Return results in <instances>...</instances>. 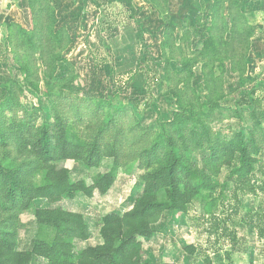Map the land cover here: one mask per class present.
<instances>
[{"label":"rangeland","instance_id":"rangeland-1","mask_svg":"<svg viewBox=\"0 0 264 264\" xmlns=\"http://www.w3.org/2000/svg\"><path fill=\"white\" fill-rule=\"evenodd\" d=\"M33 3L46 47L30 53L19 39L20 30L32 28L28 0H0V164L21 168L28 182L40 183V167L16 154L21 143L15 133L52 123L50 99L67 107L82 99L88 117L96 109L105 117L120 111L123 124L134 120L154 133L174 117L209 127L220 141L236 134L250 141L258 134L255 126L264 129V0ZM9 23L16 27L7 29ZM55 32L62 34V43L50 40ZM26 54L32 56L30 75L20 68ZM243 97L248 104L241 102ZM86 119H90L86 124H95ZM185 157L200 168L208 153L187 150ZM255 159L252 176L241 190L231 182V167L224 157L214 170L216 191L210 213L197 203H191L186 213L165 212L153 226V238L143 241V262L264 264V237L257 232L264 226L258 218L264 207V194L258 190L264 182V151ZM110 167L108 158L98 168L74 163L70 176L89 180ZM143 175L140 170L122 169L106 196L96 193L83 205L93 239L99 238L100 217L132 206ZM71 202L66 199L53 207L69 209ZM37 206L47 204L36 201L13 222L17 251L28 250L36 238Z\"/></svg>","mask_w":264,"mask_h":264},{"label":"trees","instance_id":"trees-1","mask_svg":"<svg viewBox=\"0 0 264 264\" xmlns=\"http://www.w3.org/2000/svg\"><path fill=\"white\" fill-rule=\"evenodd\" d=\"M34 1L38 0H28L27 4L32 28L19 32L22 46L28 47L30 53L46 47L42 23H35ZM14 27L12 23L6 25L7 29ZM52 34L51 41L62 43L61 33ZM23 58L20 68L30 75L32 56L26 54ZM50 100L54 105L52 123L27 126L15 133V139L21 143L16 154L40 167V183L28 182L21 168L0 164V264H148L142 260L143 241L153 238V226L165 212L186 213L191 203H197L205 213H210L216 191L214 170L220 161L228 158L229 178L242 190L252 176L255 156L264 151V129L256 126L255 139L246 141L242 134H236L229 141H220L209 127L193 126L174 117L172 123L161 125L160 133H154L134 120L123 124L120 111L119 115L116 112L105 117L96 109L88 117L82 99L69 107ZM241 102L248 104L245 97ZM258 106L255 101L254 107ZM86 117L94 119L95 124H86L90 121ZM13 118L17 120L16 115ZM250 135L254 137L255 132ZM187 150L208 153L200 168L186 160ZM103 158L111 161L106 173H98L89 180L71 178L72 164L98 168ZM130 168L144 173L142 189L124 213L100 217V244L88 243L91 232L82 214L53 207L66 199L74 200L78 194L86 198H92L94 193L105 195L113 187L118 172ZM258 190L264 194V182ZM39 200H44L47 206L34 208L36 238L28 250L17 251L13 222L19 212L29 210ZM258 218L264 222V207ZM257 232L263 238L264 226Z\"/></svg>","mask_w":264,"mask_h":264},{"label":"crops","instance_id":"crops-1","mask_svg":"<svg viewBox=\"0 0 264 264\" xmlns=\"http://www.w3.org/2000/svg\"><path fill=\"white\" fill-rule=\"evenodd\" d=\"M95 194L96 193H94L93 195H95ZM106 194H108V192ZM106 194L103 195V197L106 196ZM83 197L84 196L81 195V196L75 197L74 200H71L72 202H71V205L69 206V209L72 210L73 212L80 213V214L83 215V210L85 208L83 205H88L89 201L92 200V198H86V197L83 198ZM82 207H83V209H82ZM109 213H116V214H120L121 215L124 212H121V213L119 212L118 213L116 211H108L106 214H109ZM88 243L100 244L101 243V239H100V237L98 238L97 235H96L95 239H93V237H91L89 239Z\"/></svg>","mask_w":264,"mask_h":264}]
</instances>
